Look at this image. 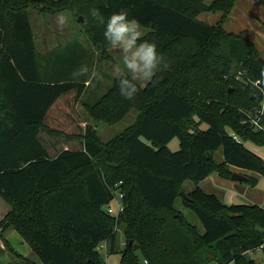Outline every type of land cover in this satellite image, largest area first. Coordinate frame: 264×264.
Instances as JSON below:
<instances>
[{
  "label": "trees",
  "instance_id": "trees-1",
  "mask_svg": "<svg viewBox=\"0 0 264 264\" xmlns=\"http://www.w3.org/2000/svg\"><path fill=\"white\" fill-rule=\"evenodd\" d=\"M236 2L0 0V195L11 205L0 220V237L9 250L37 264L4 237L14 228L41 264H107L98 247L106 240L108 251H117L122 224V264H143L138 251L146 264H257L246 254L264 242V208L226 204L199 185L214 172L232 179L237 167L264 173V159L245 144L264 145V131L243 121L263 95L237 79L261 80L264 57L253 41L224 27ZM32 7L84 15L85 33L109 58L107 20L127 11L148 28L143 38L165 55L169 68L157 72L155 85L138 83L133 100L120 95L115 79L96 101L83 102L92 121L108 124L137 110L136 121L110 141L92 124H81L78 132L68 126L60 110L81 99L86 79L44 78ZM203 11H221L220 21L200 20ZM43 133L77 140L78 147L53 155ZM175 137L180 148L173 151L169 142ZM221 147L224 159L218 161L214 153ZM247 176L255 185L257 178ZM187 180L196 184L189 198L181 194ZM117 188L125 203L118 218L106 209ZM179 198L204 231L176 206Z\"/></svg>",
  "mask_w": 264,
  "mask_h": 264
},
{
  "label": "rangeland",
  "instance_id": "rangeland-1",
  "mask_svg": "<svg viewBox=\"0 0 264 264\" xmlns=\"http://www.w3.org/2000/svg\"><path fill=\"white\" fill-rule=\"evenodd\" d=\"M214 0H205L206 4L212 3ZM30 10L31 22L33 24L34 31L36 29L37 45L40 51L42 73L44 78H81V76H73V72L80 68L81 65H87L92 71L95 70L99 73L101 79L105 78L107 84L104 81V88L101 89V84L97 80L94 89L100 88L96 91V96L90 99L91 102L96 101L105 91L113 84L115 77L112 75V65L121 62V54L118 50L110 49V58L102 57V49L94 45L90 41L83 27H85V21L87 17L83 16V21L79 20L80 16H76L69 9L53 12L46 10L40 12L38 9L32 7ZM62 13L67 23L63 28L57 26V14ZM221 11H203L198 14V18L202 21L215 24L221 19ZM41 24V28L37 32ZM224 27L231 32L241 33L243 36L253 41L258 47L260 53L264 57V5L262 0H237L231 13L228 15ZM142 30L147 33L148 28L142 26ZM53 46H59V48L53 52L47 50V48H53ZM112 54V55H111ZM52 58V59H50ZM91 74V72H90ZM141 85H146L144 82H138ZM92 91V89H89ZM89 92V91H88ZM93 92V91H92ZM99 93V94H98ZM64 100V99H63ZM65 101V100H64ZM61 109L59 107L56 108ZM63 112V117L68 122V126L71 130L78 132L81 124H84V106L83 103L77 101V103L68 109L60 110ZM86 116L89 117L87 111ZM137 110L134 109L129 112L125 118L114 123L108 124L103 121L93 122V125L98 129L101 138L108 142L115 136L125 131L130 125H132L137 118ZM90 118V117H89ZM202 128H207L208 124L203 122ZM42 139L49 147L50 153L55 155L59 150L66 147H78L77 140L64 141L58 136H52L47 133L42 134ZM246 146L251 150L258 153L264 159V145L256 144L252 141H246ZM171 150L176 151L180 148V140L178 137L173 138L169 142ZM215 158L218 161H223L224 154L221 147L214 153ZM248 170V169H247ZM234 172H240V170H233ZM245 175L255 176L257 178L256 184L253 185L247 180L238 181L234 179H227L219 175L218 172L212 173L210 176L202 180L199 185L206 191L216 193L221 200L226 204L232 203H246V204H258L264 208V173L249 170L248 173H242ZM196 187V184L192 180H187L184 183V190L189 192ZM176 206L183 211L186 217L194 224H196L201 231H204V225L199 216L190 208L183 204L182 199L179 198ZM11 209V205L0 195V219L3 211ZM6 232V231H4ZM3 232V234H4ZM126 237L124 232V226L119 224L117 226L116 236V248L117 251H106L105 248L101 249L102 255L105 258L107 264H122L121 252L124 249L126 243ZM27 244V243H26ZM7 253L0 258V264H21V261L16 259L13 252L7 250ZM140 259L143 264H146L143 258V254L138 251ZM248 257L256 259L258 264H264V250L257 249L256 251H248L246 254ZM34 259L38 260L39 257L35 254ZM210 264H217L212 262ZM229 264H234L231 262Z\"/></svg>",
  "mask_w": 264,
  "mask_h": 264
},
{
  "label": "clouds",
  "instance_id": "clouds-1",
  "mask_svg": "<svg viewBox=\"0 0 264 264\" xmlns=\"http://www.w3.org/2000/svg\"><path fill=\"white\" fill-rule=\"evenodd\" d=\"M94 18L104 23L97 10H93ZM67 23L62 13L57 14V26L63 28ZM142 25L135 18L129 19L127 11L113 13L107 20L104 38L107 44L121 54V62L112 65V75L115 77L120 95L133 100L140 91L138 82L153 83L159 81L157 72L167 70L169 63L163 53L158 52L155 42L144 39ZM89 74L87 65H81L73 72V76ZM155 77V79H154ZM101 79L98 72L91 71L89 80ZM264 83V70L261 71V80Z\"/></svg>",
  "mask_w": 264,
  "mask_h": 264
},
{
  "label": "crops",
  "instance_id": "crops-1",
  "mask_svg": "<svg viewBox=\"0 0 264 264\" xmlns=\"http://www.w3.org/2000/svg\"><path fill=\"white\" fill-rule=\"evenodd\" d=\"M37 9V8H36ZM39 10V9H38ZM40 11V10H39ZM40 12H42V11H40ZM29 14H30V10H29ZM31 18V17H30ZM32 23V22H31ZM32 26H33V24H32ZM41 28V24H40V26H39V28L37 29V32L39 31V29ZM33 30H34V28H33ZM83 31H84V29H83ZM85 32V31H84ZM34 33H35V38H36V29H35V31H34ZM86 34V33H85ZM86 36H87V38L89 39V37H88V35L86 34ZM90 40V39H89ZM36 43H37V39H36ZM37 48H38V45H37ZM59 48V46H53V48H47V50H50V51H52L53 50V52L54 51H56L57 49ZM111 49V48H110ZM110 49H108V51L110 52ZM38 51H39V48H38ZM39 53H40V51H39ZM112 55V54H111ZM50 59H52V58H50ZM90 72H91V70L89 69V74H87V75H84L83 77H81V79H86V81H88L89 80V76H90ZM74 79H78L77 77L76 78H74ZM85 81V82H86ZM99 81V83L101 84V89H103L104 88V81H105V83L107 84V82H106V80H105V78L101 81V80H98ZM97 82V80L96 79H93L92 80V82L91 83H86V87H85V90H84V93H83V95H82V97H81V99L79 100L80 102H90V99H92V98H94L95 96H96V91L98 92L99 91V89L100 88H96V89H94L93 87H92V84H94V83H96ZM94 86H95V84H94ZM89 89H92V91H90ZM89 91V92H88ZM107 91V90H106ZM105 91V92H106ZM99 94V93H98ZM104 94V93H103ZM83 106H84V109H85V111H87V109H86V107H85V105H84V103H83ZM85 111H84V118H85V122H84V124H92L93 125V122H90V121H92L91 120V118H89V117H87L86 116V113H85ZM87 113H88V115H89V112L87 111ZM94 126V125H93ZM95 127V126H94ZM96 128V127H95ZM98 130V129H97ZM236 170L238 169V170H240V173H248L249 172V170H247V169H244V168H239V167H237V168H235ZM239 172V171H238ZM221 176V175H220ZM8 211H10V210H8ZM8 211L6 210V211H3V212H5V213H2V215H1V219H3L4 218V216L8 213ZM0 219V220H1ZM4 237L9 241V243L11 244V246H12V248H13V250H15V252H18V253H20L21 255H23V256H25V257H28L29 259H31V260H33V261H35L37 264H41V262H39L38 260H36V259H34V255L36 254L35 253V251L33 250V248H32V246L29 244V243H27L25 240H24V238L22 237V235L16 230V229H14V228H11V229H8L6 232H4ZM27 243V244H26ZM7 250H9V248L6 246V244H5V242H4V240L0 237V258L1 257H3L7 252ZM257 249H253L252 251H256ZM9 251H11V250H9ZM251 251V250H250ZM12 252V251H11ZM14 254V253H13ZM15 255V254H14ZM37 255V254H36ZM16 256V255H15ZM16 259L18 260V261H21V264H29L27 261H25L24 259H22V258H20V257H18V256H16ZM256 260V259H255ZM257 262V261H256ZM146 263V262H145ZM13 264V263H12ZM17 264V263H16ZM257 264H258V262H257Z\"/></svg>",
  "mask_w": 264,
  "mask_h": 264
},
{
  "label": "built area",
  "instance_id": "built-area-1",
  "mask_svg": "<svg viewBox=\"0 0 264 264\" xmlns=\"http://www.w3.org/2000/svg\"><path fill=\"white\" fill-rule=\"evenodd\" d=\"M240 80H244V82L246 83H253L254 85H256L259 90H261L262 92V100L260 105L254 109V110H250V111H245L244 112V122L245 123H249L251 124L256 130H263L264 131V87L261 85V83H256L258 80H253L251 78H242L241 75H238V78ZM234 137L236 139H240L239 136L235 133H233ZM114 198L112 200V202L110 204L107 205V212L115 217L118 218V216L124 211L125 209V203H124V192L117 188L114 189ZM126 243V241H125ZM99 250L104 249L108 252V241H103L100 245H99ZM255 249H263L264 250V242L262 244H260L258 247H256ZM146 263H148V261H145Z\"/></svg>",
  "mask_w": 264,
  "mask_h": 264
},
{
  "label": "water",
  "instance_id": "water-1",
  "mask_svg": "<svg viewBox=\"0 0 264 264\" xmlns=\"http://www.w3.org/2000/svg\"><path fill=\"white\" fill-rule=\"evenodd\" d=\"M83 16H80L79 17V20L80 21H83ZM232 179H234V180H238V181H243V180H247L248 179V176L247 175H245V174H242V173H240V172H233V174H232ZM181 194L182 195H184L185 197H187V198H189V195L187 194V192L185 191V190H182L181 191Z\"/></svg>",
  "mask_w": 264,
  "mask_h": 264
}]
</instances>
